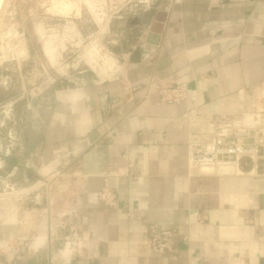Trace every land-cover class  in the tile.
I'll list each match as a JSON object with an SVG mask.
<instances>
[{
  "label": "crops",
  "instance_id": "obj_1",
  "mask_svg": "<svg viewBox=\"0 0 264 264\" xmlns=\"http://www.w3.org/2000/svg\"><path fill=\"white\" fill-rule=\"evenodd\" d=\"M138 7L110 27L113 49L128 63L126 80L57 89L43 132L24 134L9 157L0 152V173L17 167L27 195L17 216L0 212V264H264V160L257 171L245 163L200 175L189 168L188 147L191 110L236 116L264 94V0ZM158 12L166 20L151 46L146 36ZM138 47L145 51L133 64L129 50ZM173 82L187 84L189 98L163 105L157 86ZM129 162L136 180L113 176ZM107 177L117 209L97 198ZM152 225L188 240L157 255L145 245ZM24 243L26 253L13 260L4 252Z\"/></svg>",
  "mask_w": 264,
  "mask_h": 264
},
{
  "label": "built area",
  "instance_id": "obj_2",
  "mask_svg": "<svg viewBox=\"0 0 264 264\" xmlns=\"http://www.w3.org/2000/svg\"><path fill=\"white\" fill-rule=\"evenodd\" d=\"M54 1V0H53ZM51 1V4H53ZM71 0H57V2L67 3ZM98 1V5L94 7L95 14L93 16L91 9L86 6L88 13L92 16L98 32L87 36L85 39L74 35L76 33V24L71 15L73 11L67 15L57 13L50 14V25H47L46 33L49 34L44 39L50 38L53 43H57L60 37L65 47L57 50V60L63 62L64 56L73 55L77 58L76 66L72 68L68 65L63 66L62 72H56L60 78L70 82L69 71L74 69L76 75L81 76L74 84L78 87L88 85L89 72L94 73L96 78L92 80V84L101 85L107 82L126 80L127 61L121 59L112 47L117 44V36L115 40L109 38L111 23L114 20L122 18V11H127V16L131 17L138 13V6L149 10L153 7L154 0H127L122 6L111 7L107 0ZM137 1L138 5L134 3ZM134 5L131 8V5ZM75 17V16H74ZM72 18V19H71ZM81 16L79 17V19ZM49 40V41H50ZM51 44L52 41H50ZM77 49H80V51ZM76 50V51H75ZM91 52L93 55H91ZM56 80L53 82L55 83ZM135 89V86L128 85L126 90ZM160 102L163 105H180L189 98V88L187 84L169 85L159 84L157 86ZM257 105L252 109L244 110L236 116L215 115L211 113H198L191 110L188 114L189 127V168L198 172L200 175H209L215 171L222 169L240 170L243 164H250L253 171L260 168L261 162L264 160V94L257 100ZM10 145H6V149L0 150L5 157H9L13 151V138L9 135ZM5 167V160L0 155V171ZM133 162H129L126 169L118 170L113 176L128 177L137 179L134 171ZM17 167L13 169L11 174L4 180L1 178L0 186V212H8L11 217L17 216L22 209L24 198L27 196L21 190L19 183L12 184L6 181L16 173ZM14 190L20 191L19 194L11 196L9 193ZM98 201L105 207L117 209L118 199L116 191L110 184V178H105L104 184L98 193ZM40 203L37 199L35 204ZM1 215V214H0ZM2 218V216L0 217ZM60 227L66 228L64 223L59 224ZM70 230L74 236L77 232L72 223H69ZM182 238L188 240L187 236L180 234L176 230H162L157 226H149L146 236L145 245L153 253L157 255H167L174 252V247ZM7 254H12V260L26 253L28 245L24 244H8L5 247Z\"/></svg>",
  "mask_w": 264,
  "mask_h": 264
},
{
  "label": "rangeland",
  "instance_id": "obj_3",
  "mask_svg": "<svg viewBox=\"0 0 264 264\" xmlns=\"http://www.w3.org/2000/svg\"><path fill=\"white\" fill-rule=\"evenodd\" d=\"M51 1L6 0L0 14V150L4 151L6 145H10V135L14 144L11 155L17 150V144L21 143L24 134L33 139L43 132L45 123L55 111V91L77 88L74 82L81 77L76 75L74 69L69 71L70 82L56 74L62 72L65 65L71 68L76 66L77 58L70 55L64 56L63 62L57 60V50L59 53L60 48L65 47L61 41L63 38L60 37L57 43L50 38L42 39L49 35L46 27L51 24L48 19L50 14L67 16L73 11L71 17L74 20L70 21L76 24L74 35L83 39L98 32L86 8L88 6L94 16V0H71L72 3L67 2L69 11L60 9L61 2L54 0L51 4ZM48 44L53 47L54 55L48 54ZM95 78L94 73L89 72L88 80ZM7 175L0 173V177ZM6 181L18 184L17 171Z\"/></svg>",
  "mask_w": 264,
  "mask_h": 264
},
{
  "label": "water",
  "instance_id": "obj_4",
  "mask_svg": "<svg viewBox=\"0 0 264 264\" xmlns=\"http://www.w3.org/2000/svg\"><path fill=\"white\" fill-rule=\"evenodd\" d=\"M166 20V14L158 12L155 16L153 24L149 27V33L146 36V43L151 46H157L159 44V37L163 32V24ZM139 24H142L139 22ZM145 51L144 47H138L133 50H129V62L136 64L141 63V53Z\"/></svg>",
  "mask_w": 264,
  "mask_h": 264
},
{
  "label": "bare ground",
  "instance_id": "obj_5",
  "mask_svg": "<svg viewBox=\"0 0 264 264\" xmlns=\"http://www.w3.org/2000/svg\"><path fill=\"white\" fill-rule=\"evenodd\" d=\"M5 1L6 0H0V14H1V12H2V9H3V7H4V4H5ZM58 3H60V2H58ZM70 3H72V2H70ZM94 7L96 6V5H98V1H94ZM61 4V5H60ZM59 4V6H60V9H62V11H64V10H68L67 8H68V5H69V3H60ZM92 4V3H91ZM58 5H55V7L56 8H58L57 7ZM70 8V7H69ZM55 10V9H54ZM61 11V12H62ZM69 11V10H68ZM65 13H67V11H65ZM64 13V14H65ZM66 15H68V13L66 14ZM46 49H47V51H48V54L49 55H54V49H53V47L50 45V44H48L47 46H46ZM91 55H93V53L91 52ZM222 170H233V169H222ZM19 192L20 191H18V190H14L13 192H11V193H9V195H11V196H14V195H17V194H19Z\"/></svg>",
  "mask_w": 264,
  "mask_h": 264
}]
</instances>
